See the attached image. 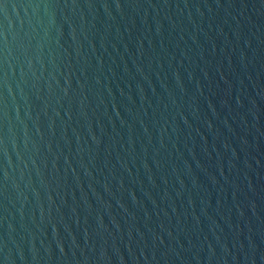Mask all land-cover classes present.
Returning a JSON list of instances; mask_svg holds the SVG:
<instances>
[{"label": "water", "instance_id": "obj_1", "mask_svg": "<svg viewBox=\"0 0 264 264\" xmlns=\"http://www.w3.org/2000/svg\"><path fill=\"white\" fill-rule=\"evenodd\" d=\"M0 264H264V0H0Z\"/></svg>", "mask_w": 264, "mask_h": 264}]
</instances>
